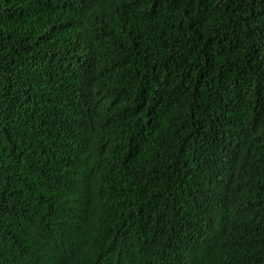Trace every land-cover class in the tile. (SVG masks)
I'll use <instances>...</instances> for the list:
<instances>
[{"label":"trees","instance_id":"1","mask_svg":"<svg viewBox=\"0 0 264 264\" xmlns=\"http://www.w3.org/2000/svg\"><path fill=\"white\" fill-rule=\"evenodd\" d=\"M0 264H264V0H0Z\"/></svg>","mask_w":264,"mask_h":264}]
</instances>
